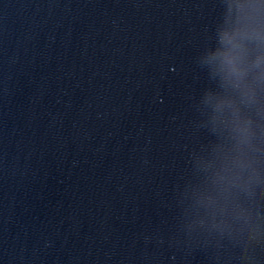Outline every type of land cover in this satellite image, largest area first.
<instances>
[{"label": "clouds", "instance_id": "obj_1", "mask_svg": "<svg viewBox=\"0 0 264 264\" xmlns=\"http://www.w3.org/2000/svg\"><path fill=\"white\" fill-rule=\"evenodd\" d=\"M201 63L207 66L210 73L220 76L226 91L237 95L240 104L246 107L255 105V115L264 119V101L259 97V93L264 92V29L255 31L243 42H237L227 29L218 32L217 47L207 51L201 57ZM206 105L211 106L220 116L227 113L228 122L239 133V108L235 100L230 96L209 97ZM261 132L264 135V128ZM243 143H246V137L238 136V144ZM228 183L241 192L251 194V181L243 172L236 173ZM257 219L259 223H253L251 215L240 209L234 211L229 220L213 225L219 237L227 238L234 247L239 248L238 260L241 264H250L253 259L251 251L261 243V237L264 236L259 213Z\"/></svg>", "mask_w": 264, "mask_h": 264}]
</instances>
